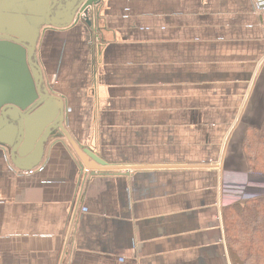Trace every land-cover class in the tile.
<instances>
[{"label": "crops", "instance_id": "1", "mask_svg": "<svg viewBox=\"0 0 264 264\" xmlns=\"http://www.w3.org/2000/svg\"><path fill=\"white\" fill-rule=\"evenodd\" d=\"M14 1L0 12L23 33L28 0ZM263 10V0H103L94 30L40 20L35 64L65 134L38 165L35 137L14 163L15 138L0 133V264H232L223 209L264 184L243 154L247 129L264 124ZM16 50L0 43V105L34 97L40 79Z\"/></svg>", "mask_w": 264, "mask_h": 264}, {"label": "water", "instance_id": "2", "mask_svg": "<svg viewBox=\"0 0 264 264\" xmlns=\"http://www.w3.org/2000/svg\"><path fill=\"white\" fill-rule=\"evenodd\" d=\"M58 2L59 0L53 1L51 10L56 8ZM102 3L103 0H74V2L66 0L65 7L68 13L61 17L69 18V21L63 25H56L53 22V24L48 23L46 26L63 30L76 26L80 22H84L90 29L94 30L95 19L99 18L101 14ZM8 26L11 27L10 31L12 29L17 30V28H13L12 25ZM10 31L7 32L2 29V26L0 27V43L10 44L17 49L16 52L19 51L20 55L23 57V65L21 68H23V71L28 75L29 79L34 76V70L39 72L40 79L34 81L32 88L35 94L34 97L24 92V94H22V102L5 101L0 105V133L5 132L3 137L5 140H7L6 138H15V144L11 151L14 163H16L17 159L29 158L35 150V147L32 146V148L28 147L27 149L26 145L29 139L35 137V141H37L36 144H40L41 157L38 163L39 165L44 157V145L50 139L51 135L54 132L65 134L62 125V115L64 111L61 108L58 109V106H55L56 109L54 106L48 108L50 106L48 102L56 99H54V96L45 92L42 71L40 67L35 64V42L32 40H24L20 37L17 38L11 35L12 32ZM50 109H52V111ZM46 113H48V115L50 114L49 118L42 121L43 117L47 115ZM34 116L36 117L30 125V117ZM8 130H12V132H8ZM84 153L93 163L101 167H107L108 164L93 151L86 149ZM38 165H35L33 168Z\"/></svg>", "mask_w": 264, "mask_h": 264}, {"label": "trees", "instance_id": "3", "mask_svg": "<svg viewBox=\"0 0 264 264\" xmlns=\"http://www.w3.org/2000/svg\"><path fill=\"white\" fill-rule=\"evenodd\" d=\"M243 154L248 172L264 177V124L247 129ZM222 215L232 264H264V194L240 200Z\"/></svg>", "mask_w": 264, "mask_h": 264}, {"label": "rangeland", "instance_id": "4", "mask_svg": "<svg viewBox=\"0 0 264 264\" xmlns=\"http://www.w3.org/2000/svg\"><path fill=\"white\" fill-rule=\"evenodd\" d=\"M10 1V3L8 4V2ZM34 2L31 3V0L23 2V6L25 5V7L28 10V14H24L27 18H29V20H32V22L27 23L26 26L28 27L27 31H24L23 33L20 32L19 30H15L16 32H20L22 33L21 35L23 37L27 36L29 37V40H37L38 38V33L40 30V20L43 21V24H53V20L57 18V16H65L68 12L66 10L65 4H66V0H59L58 5L56 6V8L52 9V5L53 4H49L47 8H45V13H42V15L39 13H36L37 11H41L42 8V4L41 1L42 0H33ZM54 1V0H52ZM14 0H0V10L4 9V6H7L8 9H15L16 6H14ZM36 2V4H35ZM69 2H74V0H69ZM19 7V6H18ZM7 12H9L7 10ZM48 13H49V17H48ZM8 14V13H7ZM22 14V15H23ZM13 15H7L5 18L7 20V18H11V20L13 19V17H11ZM42 18H41V17ZM41 18V19H40ZM0 25L2 26L3 30H6L7 32L10 31L11 27L8 25H12L11 22L8 23V21L6 22L4 20V18L2 17V13L0 12ZM7 25V26H6ZM0 26V27H1ZM21 37V36H19ZM18 38V37H17ZM21 40V39H20ZM264 194V184H261L259 186H251L248 187L246 186V189H240L239 190V194L237 195L238 197L241 198H251L257 195H261Z\"/></svg>", "mask_w": 264, "mask_h": 264}, {"label": "built area", "instance_id": "5", "mask_svg": "<svg viewBox=\"0 0 264 264\" xmlns=\"http://www.w3.org/2000/svg\"><path fill=\"white\" fill-rule=\"evenodd\" d=\"M263 6H264V0H263ZM263 26H264V10H263ZM86 173L89 174L90 173V170L87 169L86 170ZM23 174H26V175H33L34 174V171H30V172H24V171H19L18 172V175H23ZM252 176H255L257 178H264L263 176H258V175H252ZM239 198V201L242 200L241 197H238Z\"/></svg>", "mask_w": 264, "mask_h": 264}]
</instances>
